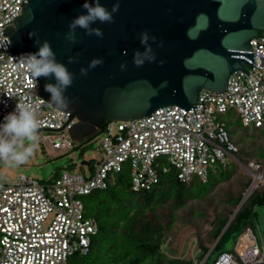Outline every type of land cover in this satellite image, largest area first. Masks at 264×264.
Masks as SVG:
<instances>
[{"label": "built area", "instance_id": "obj_1", "mask_svg": "<svg viewBox=\"0 0 264 264\" xmlns=\"http://www.w3.org/2000/svg\"><path fill=\"white\" fill-rule=\"evenodd\" d=\"M28 0H0V125L17 111L33 105L40 121L42 141L54 151L74 149L70 136L77 120L53 108L37 92L22 53L11 56L6 30L23 13ZM251 41L255 69L237 71L223 93L203 90L199 107L185 111L178 106L155 111L148 119L106 124L102 159L88 162L90 175L65 172L47 183L19 175L0 176V264H70L76 255H87L98 228L85 218L82 198L114 183V174L125 165L134 191L149 190L162 174L177 171L182 183L194 177L206 182L217 168L238 162V148L231 142L226 117L234 113L246 127H264V31ZM254 73V74H253ZM10 138V137H9ZM3 161H0V164ZM239 163V162H238ZM253 182L247 197L264 182V169L250 162ZM236 254L225 253L216 264H264L257 238L248 228L238 240Z\"/></svg>", "mask_w": 264, "mask_h": 264}, {"label": "water", "instance_id": "obj_2", "mask_svg": "<svg viewBox=\"0 0 264 264\" xmlns=\"http://www.w3.org/2000/svg\"><path fill=\"white\" fill-rule=\"evenodd\" d=\"M86 2L95 6L96 0H28L21 5L22 15L6 30L10 39L6 52L11 56L36 53L47 41L55 61L72 73L71 86L63 90L68 108L51 103V94L45 91V85H57L54 75L37 78V92L77 120L70 131L76 142L99 135L108 122L148 119L172 106L185 111L199 108L194 106L201 91L223 93L232 74L242 71L251 76L247 71L255 69L251 41L264 31V0H99L110 12L119 2L114 22L90 23L91 29L103 32L102 37L77 26L76 41L69 43L65 38L69 25L87 14ZM142 32L149 34L147 44L141 43ZM143 48L155 58L136 67L133 53ZM94 58L103 63L90 68ZM124 62L127 68L121 70ZM82 68L88 69L86 76L81 75ZM247 193L242 202L249 198Z\"/></svg>", "mask_w": 264, "mask_h": 264}, {"label": "trees", "instance_id": "obj_3", "mask_svg": "<svg viewBox=\"0 0 264 264\" xmlns=\"http://www.w3.org/2000/svg\"><path fill=\"white\" fill-rule=\"evenodd\" d=\"M236 121L242 133H234L230 122L227 131L238 148L239 163L217 168L206 182L194 177L182 183L173 168L151 189L134 191L125 165L114 174L112 185L84 196L85 218L95 221L98 231L89 253L74 256L71 264H208L230 237L241 236L248 228L254 232L255 209L264 206V185L242 202L253 178L244 175L240 166L255 162L264 169V145L259 144L264 127L246 128ZM219 188L220 207L211 217L196 204L206 203ZM205 224L211 228L206 234Z\"/></svg>", "mask_w": 264, "mask_h": 264}, {"label": "clouds", "instance_id": "obj_4", "mask_svg": "<svg viewBox=\"0 0 264 264\" xmlns=\"http://www.w3.org/2000/svg\"><path fill=\"white\" fill-rule=\"evenodd\" d=\"M83 7L86 9L87 14L80 15L69 25L70 32L65 37L69 43H75L76 41L74 30L77 26L87 30L88 35L95 34L98 37H102L103 32L98 28L91 29L89 27L90 23L96 20L101 23L114 22L113 13L119 11V2L113 6L111 12L101 6L99 0H96L95 6L86 2ZM140 40L142 44H147L149 34L142 32ZM154 58L155 55L152 52L143 48V51L137 50L133 53L132 63L136 67H142L146 61ZM20 60L26 64L33 79L54 75L57 85H45V91L51 94L50 102L62 108L69 107V102L63 96V90L71 86L73 76L63 64L55 61L54 53L47 41L43 43L38 52L28 53L20 57ZM69 62L71 63L73 60L70 58ZM102 63V59L94 58L90 62L89 67L95 68ZM120 67L121 70H125L127 63H122ZM87 73L88 69H81V75L86 76ZM40 127V121L37 119V112L33 105L19 103L17 111L8 114L5 117V122L0 125V161H3L7 167L25 163L33 155L37 146ZM6 137H10V139ZM24 140L29 141L27 146L23 144ZM18 144L22 150H17Z\"/></svg>", "mask_w": 264, "mask_h": 264}, {"label": "rangeland", "instance_id": "obj_5", "mask_svg": "<svg viewBox=\"0 0 264 264\" xmlns=\"http://www.w3.org/2000/svg\"><path fill=\"white\" fill-rule=\"evenodd\" d=\"M226 121L227 123L230 122L229 125L232 127L234 126L232 129L234 133H237L238 135L242 133L241 129L238 127V123L233 112L230 115H227ZM42 136L43 134L38 131L39 140L37 142V146L35 147L33 155L25 163L21 165H14L12 167H7L4 162L1 163L0 176L2 178H15L19 175H25L27 178L36 179L43 183L54 181L58 175L61 176L65 172L81 173L88 178L90 170L88 166L82 165V162L85 160L97 162L102 159L103 134H99L92 140L85 141L83 143L74 142V149L69 151L52 150L44 144ZM6 138L10 139L9 137ZM28 143L29 141L27 140L23 141L25 146H27ZM259 144L264 145V140L260 141ZM17 150H22V148L19 147V144L17 146ZM230 165V168L233 169L234 164L232 163ZM247 167V165L241 164L240 169L243 170L244 175L252 177V174ZM262 185H264V182L260 183L258 187ZM222 193V190L219 188L218 191L206 201V203H197L196 207L208 210L210 216L213 217L216 209L220 207L219 201L222 198ZM255 211L257 216L255 220L254 234L257 238L261 251H264V206L257 207ZM205 225L204 234L211 229L209 224ZM239 237L240 236L230 237L225 242L223 248L221 250H217L212 255L208 264H212L216 259H219L218 257L222 251L237 256L236 246L238 244ZM72 261L73 258L70 260V264Z\"/></svg>", "mask_w": 264, "mask_h": 264}]
</instances>
